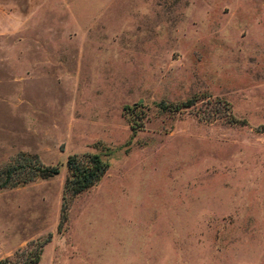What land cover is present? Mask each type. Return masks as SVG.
I'll return each instance as SVG.
<instances>
[{
    "label": "rangeland",
    "instance_id": "rangeland-1",
    "mask_svg": "<svg viewBox=\"0 0 264 264\" xmlns=\"http://www.w3.org/2000/svg\"><path fill=\"white\" fill-rule=\"evenodd\" d=\"M85 154L108 170L60 224ZM19 155L59 174L0 189V261L264 264V0H0V170Z\"/></svg>",
    "mask_w": 264,
    "mask_h": 264
},
{
    "label": "trees",
    "instance_id": "trees-1",
    "mask_svg": "<svg viewBox=\"0 0 264 264\" xmlns=\"http://www.w3.org/2000/svg\"><path fill=\"white\" fill-rule=\"evenodd\" d=\"M183 105L190 107L193 102L188 101ZM108 167V163L98 154L68 157V175L64 184L60 224L66 221V210L70 201L96 186L105 176ZM58 174L59 169L56 166H43L36 156L19 155L12 165L3 171L0 170V189L22 186L36 179L47 180ZM66 195L70 196L69 200ZM42 247V244L31 242L26 249L16 252L11 258L1 260L0 264H38Z\"/></svg>",
    "mask_w": 264,
    "mask_h": 264
}]
</instances>
